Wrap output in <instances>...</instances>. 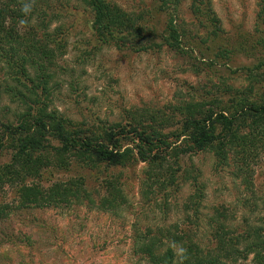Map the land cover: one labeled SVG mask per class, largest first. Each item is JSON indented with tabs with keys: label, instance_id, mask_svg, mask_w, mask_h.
<instances>
[{
	"label": "rangeland",
	"instance_id": "rangeland-1",
	"mask_svg": "<svg viewBox=\"0 0 264 264\" xmlns=\"http://www.w3.org/2000/svg\"><path fill=\"white\" fill-rule=\"evenodd\" d=\"M35 1L41 7L43 1ZM109 1L131 13L148 11L153 34L147 36L159 45L144 49L145 42L138 38L124 49L104 45L95 33L90 7L79 0L44 2L52 19L49 29L56 42L65 46L64 54L57 57L64 70L57 72L58 84H52L51 109L74 121L125 123L149 107L181 119L184 116L175 105L191 96L204 100L226 85L242 90L255 81L256 72L264 75V0H204L220 19L223 30L218 36L209 34L213 24L205 14H195L192 0H183L176 23L184 53L160 45L169 15L159 11L156 0ZM198 3L203 9L207 2ZM44 16L36 13L32 23ZM256 81L264 85L261 77ZM0 105L17 110L8 93L1 95ZM181 158L182 173L175 190L148 198L142 185L147 178L146 162L88 169L74 161L69 169L45 172L44 187L82 176L93 192L107 178L119 177L128 203L108 211L88 202L33 207L0 218V264H150L134 254L137 228L144 232L149 225L170 226L179 221L180 228L193 231L202 246L215 249L217 225L209 223L214 216L236 234H247L246 219L264 227V156L254 165L250 188L230 168L220 166L211 151H195ZM7 161L5 152L0 164ZM196 191L203 195L199 219L192 210L188 221L183 219L182 204ZM166 194L168 209L162 205ZM11 201L17 203L13 188L0 187V203ZM220 212H228V218L221 220ZM247 245V239L238 244L241 253L236 252L231 263L264 264V251H256L257 246L248 250Z\"/></svg>",
	"mask_w": 264,
	"mask_h": 264
},
{
	"label": "trees",
	"instance_id": "trees-1",
	"mask_svg": "<svg viewBox=\"0 0 264 264\" xmlns=\"http://www.w3.org/2000/svg\"><path fill=\"white\" fill-rule=\"evenodd\" d=\"M38 1H43L41 7L35 0H0V97L8 93L18 110L0 105V155H9V161L0 164V187H12L17 198V203H0V218L33 207L88 202L108 211L128 203L119 177L107 178L94 192L82 176L57 180L48 187L41 184L45 172L69 169L74 161L88 169L146 162L147 178L142 185L147 198L175 190L182 173L181 157L195 151L213 152L218 164L230 168L248 188L254 184V165L264 156V85L256 81L260 77L264 81L263 74L256 72L255 81L242 90L219 86L212 97L196 100L193 95L178 103L175 109L184 116L181 119L149 107L138 110V115L125 123L74 121L51 109L52 84H58L57 72L64 70L57 57L64 54L65 46L56 42L49 29L52 19L44 5L46 0ZM79 1L91 8L95 33L104 45L124 49L136 38L145 42L144 49L159 45L147 36L153 34L148 11L131 13L109 0ZM29 2L33 3L32 12L25 15L22 9ZM182 2L156 0L159 11L169 15L160 45L184 53L176 23ZM198 2L207 3L200 9ZM192 7L195 14H205L213 24L210 35L222 32L220 19L208 1L192 0ZM36 13L45 16L33 24ZM261 14L264 22V5ZM3 75L6 78L2 79ZM167 196L162 204L166 209ZM202 201L201 192L190 195L182 204L186 213L183 219L192 220L193 210L198 220ZM220 216L225 220L229 214L220 212ZM218 219L214 216L209 222L217 225L213 230L215 249L202 246L197 235L180 228L177 221L170 226L149 225L144 232L135 229L134 254L150 264H232L236 252L241 253L238 244L244 239L248 240V250L257 246L256 251H264V227L246 219L247 234H236ZM173 245L186 249L183 259Z\"/></svg>",
	"mask_w": 264,
	"mask_h": 264
},
{
	"label": "clouds",
	"instance_id": "clouds-1",
	"mask_svg": "<svg viewBox=\"0 0 264 264\" xmlns=\"http://www.w3.org/2000/svg\"><path fill=\"white\" fill-rule=\"evenodd\" d=\"M32 8H33L32 2L25 3L22 11L24 12L25 15H28L32 12ZM21 23L23 24L24 21H21ZM173 247L177 248V255H179L183 259L186 253V249H184L183 247H178L176 245H173Z\"/></svg>",
	"mask_w": 264,
	"mask_h": 264
}]
</instances>
